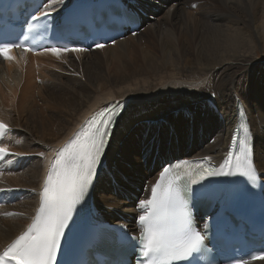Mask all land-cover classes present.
Returning a JSON list of instances; mask_svg holds the SVG:
<instances>
[{"label":"bare ground","instance_id":"obj_1","mask_svg":"<svg viewBox=\"0 0 264 264\" xmlns=\"http://www.w3.org/2000/svg\"><path fill=\"white\" fill-rule=\"evenodd\" d=\"M124 1L146 15L136 12L143 20L135 34L84 52L56 56L50 51L34 55L11 51L14 59L0 57V121L10 129L2 143L17 154L0 165V193L6 192L0 204V250L32 223L57 152L93 111L111 100L127 103V108L108 142L93 187L92 205L96 216L101 214L96 222L117 214L138 217L141 210L133 196L138 201L149 198L145 186L150 189L156 183L161 164L176 159L177 153L220 164L237 123L238 100L246 109L255 166L264 179V0ZM71 2L47 0L45 8L60 12ZM28 55L39 70L52 69L46 72L49 82L21 84ZM33 87L43 103L40 109L23 99ZM212 92L216 96L210 99ZM122 123L142 131L139 153L132 136L120 135ZM161 128L166 140L179 134L202 143L193 150L173 145L159 154L164 145L152 140ZM118 136L123 139L121 148L115 144ZM121 160L131 164L116 166ZM118 169L136 178L127 181ZM106 190L116 201L108 200ZM116 202L119 205L114 206ZM248 264H264V258Z\"/></svg>","mask_w":264,"mask_h":264},{"label":"snow or ice","instance_id":"obj_2","mask_svg":"<svg viewBox=\"0 0 264 264\" xmlns=\"http://www.w3.org/2000/svg\"><path fill=\"white\" fill-rule=\"evenodd\" d=\"M42 7L37 5L38 10ZM52 11L44 8L39 15L32 14L27 32L31 33L41 26L45 29L51 27L49 17ZM70 20L71 13H67L61 21V28ZM27 39L25 35L24 40ZM22 46L26 51L32 50L26 44L0 40V57L12 60L14 57L9 55L11 50ZM104 46L94 42L95 48ZM43 50L60 56L63 52H84L88 49L75 44H53ZM210 96L214 98L216 93L212 92ZM123 111L122 102H112L95 113L57 152L44 180L32 223L0 252V264H57L62 242L78 207L85 203L111 139L112 129ZM240 111L243 115V109ZM238 129L243 136L237 134L231 137L230 149L218 166L210 163L207 157L192 162L185 160L163 168L156 183L150 189L145 186L150 196L138 201L137 206L141 210L137 220L139 236L131 237L133 249L138 248L139 264H191L194 257L207 251V230L203 233L198 230L191 205L208 194L214 179L239 176L245 178L246 184L252 188L262 186L255 166L250 128L246 121H242ZM9 131V126L0 122V161L6 162L17 155L2 143ZM125 235L128 234L125 232ZM261 258H264V253L252 254L249 260ZM230 264H248V260L234 258Z\"/></svg>","mask_w":264,"mask_h":264},{"label":"rangeland","instance_id":"obj_3","mask_svg":"<svg viewBox=\"0 0 264 264\" xmlns=\"http://www.w3.org/2000/svg\"><path fill=\"white\" fill-rule=\"evenodd\" d=\"M176 5H174V7ZM186 8L193 10V8H189L188 6ZM163 11H165V10H163ZM158 20H160V19H158ZM158 20L155 21V22H159ZM155 22H153V23L155 24ZM261 55H263V52L262 51H259V57ZM31 56L32 55H28V59H27L26 66L22 69L21 79H20V81L22 80L21 81V84L23 86L29 85L30 87H32V86H36V85L38 86V84L40 85V84H45V83L49 82L50 81V78L48 77V75L46 74V72L47 71H51L52 69L51 68H46V69L39 70L38 67L33 64V61L31 60ZM73 56H75V55H73ZM1 60H4V58H2ZM2 64H4V61L2 62ZM208 97L210 99L213 98L210 95ZM23 99L29 100V103L31 105H33L35 109H40L41 108V105L43 104L41 101L38 100V90L37 89H34V87H33V89H31V92L30 93L24 94V98ZM1 100H2V98L0 97V101ZM130 100H132V98H130ZM0 103H2V102H0ZM5 103L6 102H3L4 105H5ZM9 109L10 108L8 107V110ZM8 114H12V111L10 110L8 112ZM126 132H127L128 135L132 136L137 141L136 144H135V146L138 149L137 150V153H139L140 147L143 146V139H144L142 131H140L139 129H137V128L133 127V126L130 127V124H124V123H122L121 128H120V135L122 136ZM117 135L118 134L115 135V138H116ZM189 137H190V135H188L184 139H182L180 137V135L178 134V136H172L170 139L166 140L165 139V132L163 131V128H161L159 131H157L155 140H152V141H158V142H160L161 144L164 145V147L160 150L159 154L160 153H162V154L166 153V150L172 148L173 145H176L181 150H189L191 148L193 150V149H195V147L197 145H199V144L202 143V140L201 139H199L198 141L192 140V141L189 142L188 141V138ZM117 139H118V141L115 142V144L119 148H121L122 147V144H123V139H119V136L117 137ZM145 140H148V139L146 138ZM9 146H10V144H9ZM115 152H116L115 154H118V157L119 158H121V159H124L125 158V159H128L129 160L128 156L126 157L124 153H120L119 151H115ZM140 163L142 165L143 162L140 161ZM117 164H121V165H124L126 167V166H129L131 163H128L129 165H126V164L123 163V160H121L118 163H116V166H117ZM115 170H116V168H115ZM115 170L113 172V175H116V171ZM118 170L122 174H126L122 170H120V169H118ZM135 178L136 177L134 175L133 176H128L127 175L126 180L127 181H132ZM108 185H109V183H108ZM100 191H101V185H99L97 187L96 194L99 193ZM105 193L108 194V196H111V195H109V192L107 190L105 191ZM112 198H114V197L111 196V198L109 197L108 200L110 202L116 201V198H115V200H112ZM103 203L105 205L108 204L107 201H104V200H103ZM117 205H119V204L116 202V204L114 206H117Z\"/></svg>","mask_w":264,"mask_h":264}]
</instances>
